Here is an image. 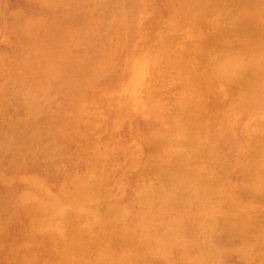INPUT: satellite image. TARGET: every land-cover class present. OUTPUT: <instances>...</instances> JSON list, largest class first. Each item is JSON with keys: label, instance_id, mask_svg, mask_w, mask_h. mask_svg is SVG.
Returning <instances> with one entry per match:
<instances>
[{"label": "rangeland", "instance_id": "1", "mask_svg": "<svg viewBox=\"0 0 264 264\" xmlns=\"http://www.w3.org/2000/svg\"><path fill=\"white\" fill-rule=\"evenodd\" d=\"M220 1L222 0H191L190 2L189 0H153V4H155L153 6L150 0H0V264H67L72 260L73 263L70 264H255V262L260 264L257 262L261 261L264 264V259H262L264 257L262 255L264 254L262 252V250L264 251V24L261 27V22L264 23V6H261L264 4V0H245L246 2L239 0V3L238 0H234V2L233 0H229L230 2L223 0V2L226 1L227 7L230 9L226 8V4ZM240 3H244L245 6L248 5L246 7L243 5V7L240 6ZM254 4H256V7ZM223 7L228 11H222ZM253 7L255 8L253 9ZM215 8L221 10H217L218 13L213 12ZM234 8H238L237 12L233 11ZM242 8L244 9L242 10ZM256 8L258 12H256ZM259 8H261V11H259ZM240 11H244L243 14ZM222 12L227 17L223 16ZM259 14L262 18L256 19V16L260 17ZM237 15H242V18ZM218 17H220L219 20ZM68 21L71 23H67ZM94 22L97 27L93 24ZM208 23L211 25L210 31L213 30L210 33ZM218 24L219 27H217ZM63 26L65 29L62 28ZM236 27L238 30H235ZM60 29L61 31H58ZM260 30L262 31L260 32ZM64 31L65 34H63ZM243 32L247 33L248 38L245 34L243 36ZM165 34H168V38ZM175 34L177 36H174ZM231 34H234V36ZM255 41L256 43H253ZM246 45H248V49ZM226 46L228 47L226 48ZM169 47L172 48L169 49ZM242 47H245L246 50ZM249 50H251V54ZM253 51L255 52L253 53ZM245 52L246 54H244ZM227 55L241 60L243 69L240 74L216 73L214 66L216 67L221 57ZM174 57H176V60H174ZM203 62L205 63L203 64ZM262 62L263 64H261ZM173 66L176 69H171ZM184 67L186 68L184 69ZM167 68L170 72L166 71ZM249 68L252 69L249 70ZM253 68H257V70ZM163 73L165 75L168 73V75L165 76ZM182 75L186 81H184ZM187 76L189 77L187 78ZM236 79L237 81H235ZM181 81L183 82L181 83ZM193 81L198 82L194 83ZM239 82L243 87H239ZM194 85H196V88H194ZM181 88L183 91H181ZM156 90L159 93L162 92L160 97H158L159 93ZM243 91H246L249 95ZM194 93L197 94L194 95ZM237 93H240L242 97ZM188 94L193 98L187 97ZM100 95L102 96L99 97ZM195 96H201L200 98L203 99L205 106L199 97L197 99L200 102H197ZM170 97L171 102L169 101ZM173 100L174 102H172ZM232 100L235 102L233 103ZM197 103L200 105L198 106ZM98 105L99 107H97ZM177 105L178 107H175ZM191 105L195 108L190 107ZM201 105L203 106L201 107ZM206 106L207 108L204 111L203 109ZM157 107L162 109V112ZM211 107L215 111H212ZM180 109L185 111L181 112ZM103 110H106V112ZM173 110H175V115L177 114L179 117L173 115ZM208 111L211 113H208ZM205 113H207L206 116ZM212 113L214 116L217 115L214 117ZM91 114L92 117L89 118ZM170 115H173V117H170ZM186 115L188 118L185 119ZM261 117L262 120H260ZM195 119L198 121H195ZM203 120L207 122L206 125ZM184 122L185 124H183ZM117 124H120V127ZM187 124L188 126L191 125L188 129L185 128ZM180 127L184 128L181 129ZM204 127H206V134ZM193 128L195 129L191 130ZM258 128L259 130L261 128V130L259 131ZM173 129L175 130L172 132ZM197 129H199L198 132ZM196 132L197 135H195ZM182 134H185V136L181 137ZM187 135L189 137H186ZM153 137L154 139H152ZM254 138L256 141L253 140ZM141 139L143 140L141 141ZM87 141H90V143ZM149 141L151 142L148 143ZM183 141L186 143H183ZM189 142L193 144H189ZM177 146L178 148H176ZM190 146L197 148L193 149ZM244 147H248V150ZM253 149H256L254 153ZM202 150L207 153L201 152ZM199 153L203 155V158ZM249 156H252L250 157L251 160ZM194 158L196 161H194ZM186 159L188 160L186 161ZM218 164H220L219 167ZM92 168L96 169L93 170ZM197 168L201 170L198 171ZM249 169L254 174H250ZM206 173H208L209 178ZM86 175L89 177L87 176L85 180ZM72 177L74 178L72 179ZM97 177H99V180ZM249 178L251 179L249 180ZM72 180H76V184ZM250 181L252 182L250 183ZM88 182L90 187L87 184ZM106 183L108 184L106 185ZM31 185L37 187L33 188ZM38 185L42 186L39 187ZM64 185H66L69 192ZM260 186H263L261 187L262 190L259 189ZM39 188L41 189L40 193ZM76 189L80 190L77 191ZM206 189L207 191H205ZM257 189L260 190L259 193ZM100 190L103 191L104 195ZM106 194L109 196H106ZM68 195L72 198L71 200ZM82 198L83 200L80 201ZM259 198L263 199L260 200ZM63 199L70 205L64 203ZM35 201H39V203L44 201L43 203L46 206L42 203L38 208L36 206L39 203H35ZM47 201L52 208L48 206V203L46 204ZM28 202L32 205H29ZM74 204H78L77 207L70 208L72 205L76 206ZM47 206L48 210L45 209ZM119 207L121 209H118ZM92 208L97 210L92 211ZM254 208H257L256 211ZM57 211L61 213H57ZM105 213L108 216H105ZM81 215L84 217H81ZM102 215L104 218L101 217ZM255 215L259 216L254 217ZM39 217L40 219H38ZM90 217H92L94 223L89 220ZM105 217L106 220H104ZM111 217L112 219H110ZM231 218L235 220L233 221ZM34 220L39 223L33 222ZM244 220L245 222H243ZM235 221L238 224L234 223ZM42 222H45V224L43 223L44 227ZM70 222H72L71 225ZM173 222L175 225H173ZM68 223L70 226H67ZM76 224L81 227H77ZM252 225H255L254 231L253 228L249 229V226L253 227ZM31 226L34 227L31 228ZM244 226H248V228ZM257 227H260V229ZM74 228L77 230H74ZM227 229L232 231L234 229L235 231L232 232ZM120 230L122 231L119 232ZM247 230L251 231L248 232ZM75 231H78L77 234H75ZM128 231H132V233ZM234 232L238 234L236 235ZM239 232L242 233L239 235ZM87 236L90 239L86 240ZM255 237L257 238L255 239ZM92 238L93 240H91ZM105 238L107 241H105ZM125 239H128L129 243ZM234 239H238L237 242ZM66 245L67 247H65ZM130 245H132V248L134 247V250L129 247ZM58 247L59 249H56ZM257 247H259V250ZM59 250L61 251L59 252ZM258 252L262 253L261 256ZM63 253L67 254H65L67 259ZM117 257H119L118 260ZM60 258L62 261H60ZM150 258H155L156 263ZM92 260L93 262H91ZM76 261L78 262L76 263Z\"/></svg>", "mask_w": 264, "mask_h": 264}, {"label": "bare ground", "instance_id": "2", "mask_svg": "<svg viewBox=\"0 0 264 264\" xmlns=\"http://www.w3.org/2000/svg\"><path fill=\"white\" fill-rule=\"evenodd\" d=\"M108 1H109V0H108ZM112 1H113V0H112ZM146 1H147V0H146ZM148 1H149V0H148ZM150 1H152V4H153V0H150ZM170 1H171V0H170ZM172 1H173V0H172ZM183 1H184V0H183ZM190 1H191V0H189V2H190ZM192 1H193V0H192ZM204 1H205V0H204ZM213 1H214V0H213ZM215 1H216V0H215ZM226 1H227V0H226ZM226 1L223 2V0H222V1H220V2H221V3L223 2L224 4H226ZM228 1H229V0H228ZM228 1H227V2H228ZM244 1H245V0H244ZM252 1H253V0H252ZM256 1H257V0H256ZM175 2H176V1H175ZM207 2H208V1H207ZM210 2H211V1H210ZM220 2H219V3H220ZM229 2H230V1H229ZM231 2H232V1H231ZM233 2H234V0H233ZM239 2H240V1L238 0V3H239ZM245 2H246V1H245ZM259 2H260V1H259ZM259 2H258V4H259ZM263 2H264V1H263ZM173 3H174V2H173ZM198 3H199V2H198ZM208 3H209V2H208ZM208 3H207V4H208ZM211 3H212V2H211ZM221 3H220V4H221ZM241 3H242V2H241ZM241 3H240V6H241V5H242V6H243V5L245 6L244 3H243V4H241ZM249 3H250V2H249ZM255 3H256V2H255ZM104 4H105V2H104ZM147 4H148V2H147ZM161 4H163V3H161ZM169 4H170V3H169ZM169 4H167V5H169ZM184 4H185V3H184ZM204 4H205V3H204ZM214 4H215V3H214ZM232 4H233V3H232ZM261 4H262V3H261ZM97 5H98V4H97ZM99 5H100V4H99ZM186 5H187V4H186ZM186 5H185V7H186ZM211 5H212V4H211ZM218 5H219V4H218ZM227 5H228V4H226V8H228ZM229 5H230V4H229ZM234 5H236V4H234ZM237 5H238V4H237ZM247 5H248V4H247ZM247 5H246V6H247ZM249 5H250V4H249ZM254 5H255V7H256V4H254ZM100 6H102V5H100ZM153 6H155V4H153ZM173 6H174V5H173ZM179 6H180V4H179ZM189 6H190V3H189ZM191 6H192V5H191ZM222 6H224V5L222 4ZM222 6H220V7H222ZM244 6H243V7H244ZM246 6H245V7H246ZM261 6H264V4L261 5ZM102 7H103V6H102ZM146 7H147V6H146ZM170 7H171V6H170ZM194 7H195V6H194ZM199 7H201V6L199 5ZM199 7H198V8H199ZM202 7H203V6H202ZM230 7H232V6H230ZM233 7H234V6H233ZM233 7H232V8H233ZM248 7H249V6H248ZM255 7H253V9H254ZM154 8H155V7H154ZM188 8H189V7H188ZM206 8H207V7H206ZM223 8H224V7H223ZM238 8H239V7H238ZM238 8H237V9L234 8L235 10H233V11H234V12H237L236 10H238ZM152 9H153V8H152ZM199 9H202V8H199ZM228 9H230V8H228ZM239 9H241V8H239ZM243 9H244V8H242V10H243ZM246 9L248 10V8H246ZM260 9H261V8H259V11H261ZM148 10H150V9H148ZM155 10H156V9H155ZM187 10H188V9H187ZM189 10H190V9H189ZM207 10H208V9H207ZM207 10H205V11H207ZM209 10H210V8H209ZM209 10H208V11H209ZM215 10H216V8H215ZM215 10H213V12H217V10H221V9H218V8H217V10H216V11H215ZM223 10H225V8L222 9V11H223ZM249 10H250V9H249ZM256 10H257V11H256ZM256 10H254V11L258 12V9H257V8H256ZM263 10H264V9H263ZM263 10H262V14H263ZM171 11H172V10H171ZM185 11H186V9H185ZM200 11H201V10H200ZM225 11L227 12L228 10H225ZM168 12H169V11H168ZM176 12H177V11H176ZM190 12H191V11H190ZM241 12H242V14H243L244 11H240V13H241ZM156 13H157V12H156ZM169 13H171V12H169ZM191 13H192V12H191ZM209 13H212V12H209ZM217 13H218V12H217ZM223 13H224V12H222V14H223ZM230 13H231V11H230ZM232 13H233V12H232ZM250 13H251V12H250ZM76 14H77V13H76ZM82 14H83V13H82ZM100 14H101V13H100ZM196 14H197V13H196ZM215 14H216V13H215ZM228 14H229V12H228ZM194 15H195V14H194ZM194 15H193V18H194ZM218 15H219V14H218ZM218 15H217V16H218ZM229 15H230V14H229ZM231 15H232V14H231ZM239 15H240V14H239ZM249 15H250V14H249ZM251 15H252V14H251ZM254 15H256V13H254ZM254 15H253V16H254ZM259 15H260V14H259ZM83 16H84V15H83ZM91 16H92V15H91ZM197 16H198V15H197ZM199 16H200V15H199ZM199 16H198V17H199ZM223 16H226V17H227V15H225V14H223ZM237 16H238V15H237ZM241 16H242V15H241ZM241 16H238V17H241ZM84 17H85V16H84ZM93 17H94V16H93ZM93 17H92V18H93ZM205 17H206V16H205ZM215 17H216V16H215ZM215 17H214V18H215ZM230 17H231V16H230ZM249 17H251V16H249ZM254 17H255V16H254ZM65 18H66V17H65ZM80 18H81V17H80ZM177 18H178V17H177ZM202 18H203V16H202ZM202 18H201V19H202ZM216 18H217V17H216ZM219 18H220V17H218V20H219ZM222 18H223V17H222ZM241 18H242V17H241ZM241 18H240V21H241ZM247 18H248V15H247ZM255 18L257 19V18H262V17H261V15H260V17L256 16ZM83 19H84V18H83ZM86 19H88V18H86ZM165 19H166V17H165ZM194 19H195V18H194ZM206 19H207V18H206ZM208 19H209V18H208ZM223 19H225V18H223ZM223 19H222V20H223ZM228 19H229V18H228ZM56 20H57V19H56ZM59 20H60V19H59ZM69 20H70V19H69ZM89 20H90V18H89ZM89 20H88V22H90ZM93 20H94V18H93ZM96 20H97V18H96ZM167 20H168V19H167ZM167 20H166V21H167ZM199 20H200V19H199ZM210 20H211V19H210ZM215 20H216V19H215ZM218 20H216V21H218ZM226 20H227V19H226ZM233 20H234V19H233ZM233 20H231V21H233ZM251 20H252V19H251ZM77 21H78V20H77ZM97 21H98V20H97ZM159 21H160V20H159ZM159 21H157V22H159ZM161 21H162V18H161ZM163 21H165V20H163ZM166 21H165V22H166ZM204 21H205V20H204ZM212 21H213V20H212ZM220 21H221V20H220ZM260 21H261V20H260ZM262 21H263V20H262ZM49 22H50V21H49ZM52 22H53V20H52ZM62 22H63V21H62ZM69 22H70V21H68L67 23H69ZM91 22H92V21H91ZM221 22H222V21H221ZM221 22H220V24H221ZM241 22L243 23V21H241ZM241 22H240V24H241ZM246 22H247V21H246ZM70 23H71V22H70ZM161 23H163V22H161ZM214 23H215V22H214ZM218 23H219V22H218ZM224 23H225V22H224ZM261 23H262V24H261V27H262V25H263L264 23H263V22H261ZM57 24H58V23H57ZM93 24L95 25V22H94ZM99 24H100V23H99ZM208 24H209V23H208ZM222 24H223V23H222ZM226 24H228V23L226 22ZM259 24H260V23H259ZM54 25H55V24H54ZM72 25H73V24H72ZM209 25H210V24H209ZM209 25H208V26H209ZM228 25H229V24H228ZM232 25H234V24H232ZM238 25H239V24H238ZM246 25H247V24H246ZM55 26H56V25H55ZM58 26H59V25H58ZM60 26H61V25H60ZM95 26H96V25H95ZM100 26H102V25H100ZM208 26H207V27H208ZM224 26H226V25H224ZM93 27H94V26H93ZM96 27H97V26H96ZM98 27H99V25H98ZM210 27H211V25L208 27V29H209ZM214 27H215V26H214ZM217 27H219V24H218ZM226 27H227V26H226ZM226 27H225V28H226ZM228 27H229V26H228ZM234 27H235V26H234ZM237 27H238V26H237ZM237 27L235 28V30H238ZM239 27H240V25H239ZM42 28H43V27H42ZM45 28H46V26H45ZM62 28L65 29L64 26H63ZM172 28H173V27H172ZM220 28H221V26H220ZM229 28H230V27H229ZM249 28H250V27H249ZM46 29H47V28H46ZM46 29H45V30H46ZM91 29H92V28H91ZM170 29H171V28H170ZM175 29H176V28H175ZM211 29H212V28H211ZM215 29H217V28H215ZM226 29H227V28H226ZM226 29H225V31H226ZM231 29L233 30L232 27H231ZM243 29H245V28H243ZM261 29H262V28H261ZM49 30H50V29H49ZM227 30H228V29H227ZM235 30H234V31H235ZM58 31H61V29L58 30ZM74 31H75V30H74ZM94 31H95V30H94ZM168 31H169V30H168ZM170 31H171V30H170ZM212 31H213V30H212ZM212 31H210V29H209V33L212 32ZM240 31H241V29H240ZM247 31H249V30H247ZM261 31H262V30H260V32H261ZM165 32H166V31H165ZM171 32H172V31H171ZM171 32H170V33H171ZM178 32H179V30H178ZM178 32H177V33H178ZM231 32H233V31H231ZM235 32H237V31H235ZM244 32H245V31H244ZM244 32L242 33L243 36H244V34H245V36H247V38H248V35H246L247 33H244ZM45 33H46V32H45ZM94 33H95V32H94ZM96 33H97V32H96ZM96 33H95V34H96ZM150 33H151V32H150ZM248 33H249V32H248ZM250 33H251V30H250ZM63 34H65V31H64ZM63 34H62V35H63ZM92 34H93V33H92ZM154 34H155V33H154ZM179 34H180V33H179ZM214 34H215V33H214ZM237 34H239V33L237 32ZM240 34H241V33H240ZM262 34H263V32H262ZM43 35H44V34H43ZM163 35H164V34H163ZM165 35H166V34H165ZM167 35H168V34H167ZM167 35H166V36H167ZM180 35H181V34H180ZM211 35H212V34H211ZM227 35H228V34H227ZM231 35L234 36V34H231ZM257 35H258V34H257ZM63 36H64V35H63ZM157 36H158V35H157ZM166 36H165V37H166ZM169 36H170V38H171V35H170V34H169ZM174 36H177V34H175ZM259 36H260V34H259ZM52 37H53V36H52ZM147 37H149V36H147ZM163 37H164V36H163ZM179 37H182V36H179ZM256 37H257V36H256ZM61 38H62V37H61ZM156 38H157V37H156ZM167 38H168V36H167ZM172 38H173V36H172ZM212 38H213V37H212ZM249 38H250V37H249ZM262 38H263V37H262ZM262 38H261V39H262ZM46 39H47V37H46ZM173 39H174V38H173ZM244 39H245V37H244ZM251 39H252V38H251ZM251 39H250V40H251ZM256 39H257V38H256ZM149 40H150V39H149ZM154 40H155V39H154ZM174 40H175V39H174ZM211 40H212V39H211ZM241 40H242V39H241ZM257 40H258V39H257ZM73 41H74V39H73ZM73 41H72V42H73ZM171 41H173V40H171ZM235 41H236V39H235ZM238 41H239V40H238ZM258 41L260 42V40H258ZM261 41H262V40H261ZM263 41H264V40H263ZM66 42H67V41H66ZM76 42H77V41H76ZM239 42H240V41H239ZM251 42H252V41H251ZM259 42H258V43H259ZM211 43H212V42H211ZM211 43H210V44H211ZM253 43H256V41L253 42ZM261 43H263V42H261ZM176 44H177V43H176ZM185 44H186V43H185ZM194 44H196V43H194ZM206 44H207V43H206ZM208 44H209V43H208ZM246 44H247V43H246ZM163 45H165V44H163ZM173 45H174V44H173ZM186 45H187V44H186ZM204 45H205V44H204ZM239 45H240V44H239ZM256 45H257V44H256ZM177 46H178V45H177ZM182 46H183V45H182ZM258 46L260 47V44H259ZM261 46H262V45H261ZM35 47H36V46H35ZM175 47H176V46H175ZM216 47H218V46H216ZM227 47H228V46H226V48H227ZM259 47H258V48H259ZM171 48H172V47H171ZM171 48L169 47V49H171ZM242 48H243V47H242ZM242 48H241V49H242ZM246 48H247V49L249 48L248 45H246ZM246 48L244 47L243 49L246 50ZM250 48L252 49L251 44H250ZM95 49H96V48H95ZM167 49H168V48H167ZM175 49H176V48H175ZM254 49H255V47H254ZM256 49H257V48H256ZM259 49H260V48H259ZM35 50H36V49H35ZM207 50H209V49H207ZM239 50H240V48H239ZM245 50H244V51H245ZM260 50H261V49H260ZM173 51H175V50H173ZM249 51H250V54H251V53H252L251 50H249ZM255 51H256V50H255ZM255 51H253V53H254ZM89 52H90V51H89ZM241 52H242V50H241ZM54 53H55V52H54ZM205 53H206V52H205ZM48 54H49V53H48ZM73 54H74V53H73ZM237 54H238V53H237ZM244 54H246V52H245ZM263 55H264V54H263ZM52 56H53V55H52ZM145 56H146V55H145ZM53 57H54V56H53ZM82 57H83V56H82ZM143 57H144V56H143ZM212 57H213V56H212ZM241 57H243V56H241ZM252 57H253V56H252ZM175 58H176V57H174V60H176ZM177 58H179V57H177ZM209 58H210V57H209ZM209 58H208V59H209ZM246 58H247V56H246ZM154 59H155V58H154ZM197 59H198V58H197ZM197 59H196V61H197ZM202 59H203V58H202ZM144 60H145V57H144ZM172 60H173V59H172ZM243 60H244V59H243ZM145 61H146V60H145ZM156 61H157V60H156ZM158 61H159V60H158ZM160 61H162V60H160ZM177 61H178V60H177ZM177 61H175V62H177ZM246 61H247V59H246ZM79 62H80V61H79ZM205 62H206V61H205ZM205 62H203V64H204ZM257 62H258V61H257ZM48 63H49V62H48ZM48 63H47V64H48ZM150 63H151V62H150ZM186 63H187V62H186ZM66 64H67V63H66ZM174 64H175V63H174ZM174 64H172V65H174ZM181 64H182V62H181ZM255 64H256V63H255ZM255 64H254V65H255ZM261 64H263V62H262ZM161 65H163V64L161 63ZM257 65L259 66V64H257ZM257 65H256V67H257ZM61 66H62V65H61ZM175 66H176V68H177V65H175ZM249 66L251 67L252 65H249ZM260 66H261V65H260ZM46 67H47V66H46ZM164 67H165V66H164ZM169 67H170V66H169ZM169 67H168V68H169ZM191 67H193V66H191ZM201 67H202V65H201ZM205 67H207V66H205ZM209 67H210V66H209ZM252 67H255V66H252ZM160 68H161V67H160ZM168 68L166 69V71H167V72H170V71L168 70ZM176 68H174V66H173L171 69H176ZM185 68H186V67H184V69H185ZM207 68H208V67H207ZM214 68H215V71H217V72H216L217 74H221V72H223L224 74H232V75L234 74V75H238V74L241 73V71H242V69H243V64H242L241 60H239V59H235V58H232V56L227 55V56L221 57L220 60L218 61V63L216 64V67L214 66ZM263 68H264V67H263ZM48 69H49V68H48ZM59 69H61V68H59ZM177 69L180 70L179 68H177ZM181 69H183V68H181ZM250 69H252V68H249V70H250ZM253 69H256V70H257V68H253ZM258 69H260V67H258ZM161 70H162V69H161ZM161 70H160V72H161ZM209 70H210V69H209ZM263 70H264V69H263ZM164 71H165V70H164ZM175 71H176V70H175ZM182 71H183V70H182ZM182 71H181V73H182ZM192 71H193V70H192ZM254 71H255V70H254ZM171 72H172V71H171ZM173 72H174V70H173ZM184 72H185V70H184ZM197 72H198V71H197ZM247 72H248V70H247ZM174 73H176V72H174ZM179 73H180V72H179ZM185 73H186V72H185ZM248 73H249V72H248ZM252 73H253V72H252ZM255 73H256V72H255ZM63 74H64V73H63ZM170 74H173V73H170ZM193 74L195 75V72H194ZM257 74H258V73H257ZM96 75H97V74H96ZM163 75H165V73H163ZM166 75H168V73H167ZM166 75H165V76H166ZM246 75H247V74H246ZM254 75H255V74H254ZM172 76H173V75H172ZM182 76H183V75H182ZM243 76H244V75H243ZM249 76H250V75H249ZM249 76H248V77H249ZM257 76H258V75H257ZM263 76H264V75H263ZM188 77H189V76H187V78H188ZM191 77H192V76H191ZM191 77H190V78H191ZM193 77H194V76H193ZM245 77H247V76H245ZM255 77H256V75H255ZM95 78H96V77H95ZM183 78H184V76H183ZM243 78H244V77H243ZM243 78H242V79H243ZM251 78H252V77H251ZM261 78H263V77H261ZM261 78L259 79L260 81H261ZM99 79H100V78H99ZM223 79H224V78H223ZM188 80H189V79H188ZM239 80H240V78H239ZM255 80H256V79H255ZM97 81H98V78H97ZM184 81H186L185 78H184ZM226 81H227V80H226ZM235 81H237V79H236ZM240 81H241V80H240ZM242 81H243V80H242ZM244 81H245V80H244ZM250 81H251V80H250ZM250 81H249V83H250ZM262 81H263V79H262ZM182 82H183V81H181V83H182ZM193 82H194V81H193ZM197 82H198V81H196V82H194V83H197ZM245 82H246V81H245ZM74 83H75V82H74ZM229 83H230V82H229ZM239 83H240V82H239ZM84 84H85V83H84ZM185 84H186V83H185ZM191 84L193 85L192 82H191ZM256 84H257V83H256ZM146 85H147V84H146ZM180 85H181V84H180ZM180 85H179V86H180ZM248 85H249V84H248ZM251 85H252V83H251ZM149 86H150V85H149ZM195 86H196V85H194V88H196ZM233 86H234V85H233ZM246 86H247V85H246ZM253 86H254V85H253ZM88 87H89V85H88ZM155 87H156V86H155ZM167 87H168V86H167ZM223 87H224V86H223ZM227 87H228V86H227ZM239 87H243V86L241 85V83H240V86H239ZM247 87H248V86H247ZM184 88H185V87H184ZM186 88H188V86H186ZM189 88H190V87H189ZM230 88H231V87H230ZM230 88H229V89H230ZM249 88H250V87H249ZM263 88H264V86H263ZM158 89H159V88H158ZM158 89H157V90H158ZM175 89H176V88H175ZM175 89H174V90H175ZM192 89H193V88H192ZM192 89H190V90H192ZM241 89H242V88H241ZM244 89H245V87H244ZM61 90H62V89H61ZM69 90H71V89H69ZM157 90H156V92H158ZM176 90H177V89H176ZM190 90H189V92H191ZM231 90H233V89H231ZM250 90H251V89H250ZM253 90H254V89H253ZM154 91H155V90H154ZM165 91H166V90H165ZM167 91H168V90H167ZM167 91H166V92H167ZM181 91H183L182 88H181ZM181 91H180V92H181ZM186 91H188V90L186 89ZM150 92H151V91H150ZM171 92H172V91H171ZM202 92H203V91H202ZM217 92H218V91H217ZM243 92H246V91H243ZM158 93H159V92H158ZM160 93H162V92L160 91ZM160 93H159V96H158V97H160ZM164 93H165V92H164ZM175 93H176V92H175ZM177 93H178V92H177ZM187 93H188V92H187ZM224 93H225V92H224ZM65 94H66V93H65ZM152 94H153V93H152ZM165 94H166V93H165ZM169 94H170V93H169ZM179 94H180V93H179ZM196 94H197V93H196ZM196 94L194 93V95H196ZM218 94H219V93H218ZM226 94H227V93H226ZM235 94H236V92H235ZM238 94L240 95V93H237V95H238ZM245 94H247V92H246ZM59 95H60V94H59ZM174 95H175V94H174ZM184 95H185V94H184ZM190 95H191V94H190ZM198 95H199V92H198ZM200 95H201V93H200ZM204 95L206 96V94H204ZM204 95H203V96H204ZM213 95H214V94H213ZM247 95H249V93H248ZM250 95H251V92H250ZM261 95H262V94H261ZM101 96H102V95H100L99 97H101ZM176 96H177V95H176ZM180 96H182V95H180ZM188 96H189V94L187 95V97H188ZM191 96H192V95H191ZM201 96H202V95H201ZM201 96H198V97L200 98ZM231 96H232V95H231ZM231 96H230V97H231ZM234 96H235V95H234ZM234 96H233V97H234ZM240 96H241V95H240ZM245 96H246V95H245ZM245 96H244V97H245ZM158 97H157V98H158ZM162 97H163V95H162ZM171 97H172V96H171ZM171 97L169 98V101H170V102H171ZM177 97H178V96H177ZM187 97H186V98H187ZM195 97H196V96H195ZM198 97H196V99H197ZM206 97H208V95H207ZM209 97H210V96H209ZM227 97H228V96H227ZM241 97H242V96H241ZM249 97H250V96H249ZM251 97H252V96H251ZM166 98H167V97H166ZM175 98H176V97H175ZM189 98L191 99V98H193V97H190V96H189ZM222 98H223V97H222ZM235 98H236V97H235ZM246 98H247V97H246ZM98 99H99V98H98ZM102 99H105V98H102ZM172 99H174V98L172 97ZM179 99H181V98H179ZM184 99H185V98H184ZM194 99H195V98H194ZM200 99H201V98H200ZM205 99H206V98L204 97V100H205ZM207 99H208V98H207ZM229 99H230V98H229ZM243 99H244V98H243ZM243 99H242V100H243ZM249 99H250V98H249ZM249 99H248V100H249ZM100 100H101V99H100ZM105 100H106V99H105ZM162 100H163V99H162ZM208 100H209V99H208ZM250 100H251V99H250ZM255 100H256V99H255ZM101 101H102V100H101ZM166 101H167V100H166ZM175 101H177V100H175ZM200 101H203V99H201ZM200 101H198V99H197V102H200ZM206 101H207V100H206ZM206 101H205V103H206ZM219 101H220V100H219ZM236 101H237V99H236ZM239 101H241V100H239ZM104 102H105V101H104ZM104 102H102V103H104ZM170 102H169V103H170ZM172 102H174V100H173ZM189 102H190V101H189ZM208 102H209V101H208ZM212 102H213V101H212ZM228 102H229V101H228ZM232 102H233V100H232ZM234 102H235V101H234ZM234 102H233V103H234ZM245 102H246V101H245ZM251 102H252V101H251ZM190 103H191V102H190ZM193 103H194V102H193ZM193 103H192V104H193ZM215 103H216V102H215ZM71 104H72V103H71ZM173 104H174V103H173ZM181 104H182V102H181ZM183 104H184V103H183ZM188 104H189V103H188ZM197 104H198V103H197ZM203 104H204V101H203ZM223 104H224V103H223ZM223 104H222V105H223ZM228 104H229V103H228ZM103 105H104V104H103ZM159 105H161V104H159ZM166 105H167V103H166ZM185 105H186V103H185ZM189 105H190V104H189ZM199 105H200V104H198V106H199ZM215 105H216V104H215ZM230 105H231V104H230ZM235 105H236V104H235ZM235 105H234V106H235ZM256 105H257V104H256ZM173 106H174V105H173ZM173 106H171V107H173ZM179 106H180V104H179ZM183 106H184V105H183ZM183 106H181V107H183ZM202 106H203V105H201V107H202ZM204 106H205V104H204ZM212 106H213V104H212ZM246 106H247V105H246ZM250 106L252 107L253 105H250ZM92 107H93V106H92ZM97 107H99V105H98ZM163 107H165V106H163ZM175 107H178V105L175 106ZM175 107H174V108H175ZM181 107H179V108H181ZM190 107H194V106L191 105ZM196 107H197V106H196ZM215 107H216V106H215ZM251 107H250V108H251ZM160 108H161V107H160ZM165 108H167V107H165ZM194 108H195V107H194ZM198 108H200V107H198ZM198 108H197V109H198ZM206 108H207V106H206L203 110L205 111ZM212 108H213V107H211V110H212ZM234 108H235V107H234ZM243 108H244V107H243ZM250 108H247V109H250ZM102 109H103V108H102ZM157 109H159V108L157 107ZM177 109H178V108H177ZM177 109H176V110H177ZM197 109H196V110H197ZM159 110L161 111L162 109H159ZM169 110H172V109H169ZM196 110H194V111H196ZM207 110H208V109H207ZM211 110H210V111H211ZM213 110L215 111V109H213ZM213 110H212V111H213ZM222 110H224V108H222ZM103 111L106 112V110H103ZM174 111H175V110L172 111V112H173V115H174V116H178L177 114L175 115ZM180 111H181V109H180ZM182 111H185V110L182 109ZM182 111H181V112H182ZM189 111H190V110H189ZM212 111H211V112H212ZM224 111H225V110H224ZM230 111H232V110H230ZM240 111H241V109H240ZM247 111H250V110H247ZM161 112H162V111H161ZM163 112H165V111H163ZM170 112H171V111H170ZM176 112H177V111H176ZM206 112H207V111H206ZM211 112L208 111V113H211ZM217 112H218V111H217ZM217 112H213V113H217ZM220 112H221V111H220ZM237 112H238V111H237ZM244 112H245V111H244ZM93 113H94V112H93ZM93 113H92V114H93ZM154 113H155V112H154ZM165 113H166V112H165ZM177 113H178V112H177ZM192 113H196V112H192ZM213 113H212V114H213ZM228 113H229V112H228ZM240 113H241V112H240ZM92 114H91V116H89V118L92 117ZM160 114H161V113H160ZM184 114H185V113H184ZM190 114H191V113H190ZM199 114H200V113H199ZM206 114H207V113H205V116H206ZM212 114H210V115L212 116ZM221 114L223 115V112H222ZM94 115H95V114H94ZM165 115H166V114H165ZM173 115H172V116L170 115V117H173ZM181 115H182V114H181ZM191 115H192V114H191ZM194 115H195V114H194ZM194 115H193V116H194ZM216 115H217V114H216ZM216 115H215V116H216ZM226 115H227V113H226ZM231 115H232V114H231ZM244 115H245V114H244ZM186 116H187V115H186ZM202 116H203V115H202ZM202 116H201V117H202ZM213 116H214V114H213ZM213 116H212V117H213ZM215 116H214V117H215ZM232 116H234V115H232ZM239 116H240V115H239ZM255 116H257V115H255ZM84 117H86V116H84ZM178 117H179V116H178ZM190 117H191V116H190ZM198 117H199V116H198ZM201 117H200V118H201ZM203 117H204V116H203ZM208 117H209V116H208ZM222 117H223V116H222ZM225 117H227V116H225ZM107 118H108V117H107ZM186 118H188V116L185 117V119H186ZM241 118H242V117H241ZM243 118H244V117H243ZM247 118L249 119V117H247ZM92 119H93V118H92ZM165 119H166V118H165ZM174 119H177V118H174ZM181 119H182V118H181ZM201 119H202V118H201ZM206 119H207V117H206ZM208 119H209V118H208ZM216 119H217V118H216ZM238 119H239V118H238ZM256 119H258V118H256ZM90 120H91V119H90ZM90 120H89V121H90ZM196 120H197V119H195V121H196ZM199 120H200V119H199ZM217 120H221V119H217ZM222 120H223V119H222ZM228 120H229V119H228ZM230 120L232 121V119H230ZM245 120H246V119H245ZM249 120H252V119H249ZM258 120H259V119H258ZM260 120H262V117H261ZM263 120H264V118H263ZM92 121L94 122V119H93ZM178 121L180 122V120H178ZM183 121H184V120H183ZM189 121H190V120H189ZM191 121H192V120H191ZM197 121H198V120H197ZM203 121H204V120H203ZM203 121H202V122H203ZM223 121H224V120H223ZM247 121H248V120H247ZM256 121H257V120H256ZM171 122H172V121H171ZM179 122H178V123H179ZM185 122H186V121H185ZM185 122H184L183 124H185ZM187 122H188V121H187ZM187 122H186V123H187ZM208 122H209V121H208ZM214 122H215V121H214ZM108 123H109V122H108ZM116 123H117V122H116ZM203 123H205V125H206L207 122L204 121ZM210 123L212 124V122H210ZM219 123H220V122H219ZM241 123H242V122H241ZM254 123H255V121H254ZM262 123H263V122H262ZM189 124H190V123H189ZM230 124H231V123H230ZM233 124H234V123H233ZM90 125H91V124H90ZM114 125H115V123H114ZM114 125H113V126H114ZM117 125H118V124H117ZM119 125H120V124H119ZM119 125H118V127H120ZM174 125H175V124H174V121H173V126H174ZM176 125H177V124H176ZM198 125H199V122H198ZM219 125H220V124H219ZM252 125H253V124H252ZM257 125H258V124H257ZM110 126H111V125H110ZM189 126H191V125H189ZM189 126H188V124H187V126H185V128L187 127V129H188ZM203 126H204V125H203ZM231 126H232V125H231ZM261 126H262V125H261ZM107 127H108V125H107ZM118 127H117V128H118ZM201 127H202V125H201ZM232 127H233V126H232ZM236 127H238V126H236ZM249 127H250V126H249ZM249 127H248V128H249ZM251 127H252V126H251ZM259 127H260V126H259ZM112 128H113V127H112ZM115 128H116V127H115ZM180 128L183 129L184 127H183V128L180 127ZM196 128H197V127H196ZM205 128H206V127H204L203 129H204V132H205V134H206ZM207 128H208V127H207ZM212 128H213V127H212ZM216 128H217V127H216ZM263 128H264V127H263ZM263 128H262V129H263ZM91 129H92V127H91ZM122 129H123V127H122ZM194 129H195V128H193V129H191V130H194ZM203 129L201 128V130H203ZM214 129H215V127H214ZM236 129H237V128H236ZM242 129H243V128H242ZM94 130H96V129H94ZM103 130H104V129H103ZM108 130H109V129H108ZM119 130H121V129H119ZM174 130H175V129H173L172 132H173ZM198 130H199V129H197V132H198ZM207 130H208V129H207ZM237 130H238V129H237ZM240 130H241V129H240ZM247 130H249V129H247ZM247 130H246V131H247ZM258 130H259V128H258ZM260 130H261V128H260ZM260 130H259V131H260ZM116 131H117V130H116ZM116 131H115V132H116ZM176 131H177V130H176ZM180 131H181V130H180ZM185 131L187 132L186 129H185ZM188 131H189V130H188ZM208 131H209V130H208ZM235 131H236V130H235ZM255 131H256V130H255ZM67 132H68V131H67ZM88 132H89V131H88ZM110 132H111V130H110ZM117 132H118V131H117ZM197 132L195 133V135L198 134ZM257 132H258V131H257ZM118 133H119V132H118ZM187 133H188V132H187ZM187 133H185V134H187ZM224 133H225V132H224ZM249 133H250V132H249ZM106 134H107V133H106ZM108 134H109V133H108ZM108 134H107V135H108ZM115 134H116V133H115ZM115 134H114V137H115ZM135 134H136V131H135ZM138 134H139V133H138ZM174 134H175V133H174ZM178 134H179V132H178ZM185 134H182L181 137H183V135L185 136ZM188 134H189V133H188ZM190 134H191V133H190ZM207 134H208V133H207ZM222 134H223V133H222ZM250 134H251V133H250ZM250 134H249V135H250ZM102 135H103V134H102ZM109 135H110V134H109ZM171 135H172V134H171ZM180 135H181V134H180ZM192 135H193V133H192ZM236 135H237V134H236ZM242 135H243V134H242ZM249 135H248V137H249ZM252 135H253V134H252ZM159 136H160V135H159ZM207 136H208V135H207ZM207 136H206V137H207ZM244 136H245V135H244ZM254 136L256 137V135H254ZM105 137H106V136H105ZM107 137H108V136H107ZM107 137H106V138H107ZM161 137H162V136H161ZM186 137H189V136L187 135ZM236 137H237V136H236ZM194 138H195V137H194ZM209 138H210V137H209ZM237 138H238V137H237ZM246 138H247V137H246ZM246 138H242V139H246ZM90 139H91V137H90ZM108 139H109V138H108ZM138 139H139V138H138ZM152 139H154V137H153ZM172 139H173V138H172ZM176 139H177V138H176ZM184 139H185V137H184ZM190 139H191V138H190ZM195 139H196V138H195ZM202 139H203V138H202ZM214 139H215V138H214ZM238 139H239V138H238ZM240 139H241V138H240ZM249 139H250V138H249ZM256 139H257V138H256ZM258 139H260V138H258ZM262 139H263V138H262ZM103 140H104V139H103ZM142 140H143V139H141V141H142ZM158 140H159V139H158ZM197 140H198V139H197ZM197 140H196V143L198 144ZM199 140H200V139H199ZM253 140H255V138H254ZM253 140H252V141H253ZM107 141H109V140H107ZM121 141H122V140H121ZM147 141H148V140H147ZM170 141H171V140H170ZM177 141H178V139H177ZM187 141H188V139H187ZM189 141H190V140H189ZM203 141H204V139H203ZM250 141H251V140H250ZM255 141H256V140H255ZM87 142H88V141H87ZM100 142H101V140H100ZM104 142H105V141H104ZM150 142H151V141H149L148 143H150ZM155 142H157V141H155ZM246 142H248V141H246ZM253 142H254V141H253ZM88 143H90V141H89ZM105 143H106V142H105ZM113 143H114V142H113ZM118 143H120V142H118ZM170 143H171V142H170ZM170 143H169V144H170ZM173 143H174V142H173ZM175 143H176V142H175ZM183 143H186V142L183 141ZM190 143H191V142H189V144H190ZM244 143H245V142H244ZM99 144H100V143H99ZM106 144H107V143H106ZM115 144H116V143H115ZM144 144H145V143H144ZM164 144H165V143H164ZM187 144H188V143H187ZM189 144H188V145H189ZM191 144H193V143H191ZM197 144H196V145H197ZM205 144H206V143H205ZM205 144H204V145H205ZM245 144H246V143H245ZM250 144H251V142H250ZM250 144H249V146H250ZM256 144H257V142H256ZM258 144H259V143H258ZM89 145H90V144H89ZM153 145H154V144H153ZM175 145H176V144H175ZM263 145H264V144H263ZM263 145H262V147H263ZM87 146H88V144H87ZM106 146H107V145H106ZM185 146H186V145H185ZM215 146H216V145H215ZM245 146H247V145H245ZM259 146H261V145H259ZM96 147H97V146H96ZM149 147H151V146L149 145ZM181 147H182V146H181ZM188 147H189V146H188ZM190 147H192V146H190ZM204 147H205V146H204ZM253 147H254V145H253ZM253 147H252V148H253ZM85 148H86V147H85ZM113 148H114V147H113ZM176 148H178V146H177ZM192 148L195 149V148H197V147H195V148L192 147ZM216 148H217V147H216ZM244 148H246V147H244ZM247 148H248V147H247ZM247 148H246V150H248ZM143 149H144V148H143ZM182 149H183V148H182ZM198 149H199V148H198ZM256 149H258V148H256ZM256 149H253V153H254V150H256ZM86 150H88V149H86ZM86 150H85V151H86ZM104 150H105V148H104ZM146 150H147V149H146ZM190 150H191V149H190ZM244 150H245V149H244ZM89 151H90V150H89ZM195 151H196V150H195ZM197 151H198V150H197ZM262 151H263V150H262ZM80 152H81V151H80ZM87 152H88V151H87ZM146 152H147V151H146ZM174 152H175V151H174ZM174 152H173V153H174ZM190 152H191V151H190ZM199 152H200V151H199ZM201 152H204V151L202 150ZM205 152H206V151H205ZM205 152H204V153H205ZM249 152H250V151H249ZM255 152L257 153V151H255ZM259 152H261V151H259ZM181 153H182V152H181ZM185 153H186V152H185ZM188 153H189V152H188ZM197 153H198V152H197ZM206 153H207V152H206ZM245 153H246V152H245ZM253 153H252V154H253ZM81 154H82V153H81ZM81 154H80V157H81ZM174 154H175V153H174ZM179 154H180V153H179ZM182 154H183V153H182ZM186 154H187V153H186ZM191 154H192V153H191ZM194 154H196V153H194ZM194 154H193V155H194ZM199 154L201 155V157L203 156L201 153H199ZM77 155H78V154H77ZM84 155H85V152H84ZM91 155H92V153H91ZM193 155H192V156H193ZM206 155H207V154H206ZM248 155H249V154H248ZM250 155H251V153H250ZM254 155H255V154H254ZM258 155H259V154H258ZM175 156H176V155H175ZM179 156H180V155H179ZM182 156H183V155H182ZM190 156H191V155H190ZM190 156H187V157H190ZM194 156H195V155H194ZM204 156H205V155H204ZM209 156H210V155H209ZM243 156H244V154H243ZM255 156H256V155H255ZM80 157H79V160L81 159ZM84 157H85V156H84ZM201 157H200V158H201ZM250 157H252V156H249V159H250ZM73 158H74V157H73ZM75 158H76V157H75ZM86 158H87V157H86ZM89 158H90V157H89ZM89 158H88V159H89ZM177 158L179 159V157H177ZM182 158H183V157H182ZM196 158L198 159V157H196ZM202 158H203V157H202ZM242 158H243V157H242ZM244 158H245V157H244ZM253 158H254V157H253ZM88 159H87V160H88ZM180 159H181V158H180ZM194 159H195V158H194ZM245 159H246V158H245ZM84 160H85V159H84ZM187 160H188V159H186V161H187ZM250 160H251V159H250ZM252 160H253V159H252ZM92 161H93V160H92ZM168 161H169V160H168ZM194 161H196V159H195ZM201 161H202V160H201ZM257 161H258V160H257ZM75 162H76V161H75ZM86 162H87V161H86ZM96 162H98V161H96ZM96 162H95V163H96ZM192 162H193V161H192ZM198 162H199V161H198ZM255 162H256V161H255ZM93 163H94V161H93ZM118 163H119V162H118ZM185 163H186V162H185ZM246 163H247V162H246ZM250 163H251V162H250ZM76 164H77V163H76ZM96 164H97V163H96ZM128 164H129V163H128ZM164 164H165V163H164ZM168 164H169V163H168ZM173 164H175V163L173 162ZM189 164H190V163H189ZM198 164H199V163H198ZM204 164H205V163H204ZM204 164H203V165H204ZM220 164H221V163H220ZM220 164H218V167H219ZM224 164H225V163H224ZM239 164H240V163H239ZM239 164H238V166H239ZM100 165H102V164L100 163ZM153 165H154V164H153ZM165 165L167 166V164H165ZM203 165H202V166H203ZM227 165H228V164H227ZM247 165H249V164L247 163ZM250 165H252V164H250ZM257 165H258V164H257ZM93 166H94V165H93ZM137 166H138V165H137ZM154 166H155V165H154ZM163 166H164V165H163ZM168 166H169V165H168ZM200 166H201V165H200ZM206 166H207V165H206ZM222 166H223V164H222ZM224 166H226V165H224ZM228 166H229V165H228ZM127 167H128V166H127ZM148 167H149V166H148ZM155 167H156V166H155ZM182 167H183V166H182ZM198 167H199V166H198ZM240 167H241V166H240ZM242 167H243V166H242ZM254 167H255V166H254ZM257 167L259 168V166H257ZM85 168H86V165H85ZM101 168H103V167H101ZM101 168H100V170H101ZM134 168H135V167H134ZM137 168H138V167H137ZM194 168H195V167H194ZM205 168H206V167H205ZM227 168H228V167H227ZM263 168H264V167H263ZM90 169H91V168H90ZM92 169H93V168H92ZM94 169H96V168H94ZM94 169H93V170H94ZM157 169H158V168H157ZM170 169H171V168H170ZM187 169H188V168H187ZM192 169H193V168H192ZM197 169H198V168H197ZM197 169H196V170H197ZM206 169H207V168H206ZM245 169H246V168H245ZM247 169H248V168H247ZM97 170L99 171V168H98ZM148 170H149V169H148ZM152 170H153V169H152ZM183 170H184V169H183ZM200 170H201V169H200ZM200 170L198 169V171H200ZM207 170H208V169H207ZM224 170H225V169H224ZM239 170H240V169H239ZM243 170H244V169H243ZM249 170H250V169H249ZM255 170H256V169H255ZM255 170H254V171H255ZM257 170H258V169H257ZM91 171H92V170H91ZM98 171H97V173H98ZM120 171H122V170H120ZM132 171H133V170H132ZM156 171H158V170H156ZM167 171H168V170H167ZM177 171H178V170H177ZM205 171H206V170H205ZM220 171H221V170H220ZM222 171H223V170H222ZM236 171H238V170H236ZM245 171H247V170H245ZM254 171H253V172H254ZM262 171H263V169L261 170V173H262ZM92 172H93V171H92ZM94 172H95V171H94ZM149 172H150V171H149ZM184 172H185V171H184ZM224 172H225V171H224ZM238 172H239V171H238ZM113 173H114V172H113ZM119 173H120V172H119ZM125 173H126V172H125ZM142 173H143V171H142ZM150 173H152V172H150ZM213 173H214V172H213ZM247 173H248V172H247ZM258 173H259V172H258ZM92 174H93V173H92ZM98 174H99V173H98ZM102 174H103V172H102ZM102 174H101V175H102ZM117 174H118V172H117ZM120 174H121V173H120ZM187 174H188V173H187ZM207 174H208V173H206V175H207ZM223 174H224V173H223ZM250 174H254V173H251V170H250ZM89 175H91V174H89ZM93 175H95V174H93ZM112 175H113V174H112ZM128 175H129V174H128ZM128 175H127V176H128ZM139 175H140V174H139ZM153 175H154V174H153ZM190 175H191V174H190ZM194 175H195V174H194ZM199 175H201V174L199 173ZM202 175H203V174H202ZM247 175H248V174H247ZM87 176H88V175L85 176V177H86V178H84L85 180L87 179ZM115 176H116V175H115ZM123 176H124V175H123ZM132 176H134V175H132ZM135 176H136V175H135ZM163 176H164V175H163ZM171 176H172V175H171ZM192 176H193V175H192ZM211 176H212V174H211ZM216 176H217V175H216ZM77 177H78V176H77ZM88 177H89V176H88ZM99 177H100V175H99ZM99 177H97L98 180H99ZM102 177H104V176H102ZM102 177H101V178H102ZM106 177H107V176H106ZM136 177H137V176H136ZM140 177H141V176H140ZM189 177H190V176H189ZM199 177H200V176H199ZM199 177H198V178H199ZM207 177H208V175H207ZM26 178H27V177H26ZM30 178H31V177H30ZM73 178H74V177H72V179H73ZM120 178H121V177H120ZM120 178H119V179H120ZM150 178H151V177H150ZM160 178H161V177H160ZM162 178H163V177H162ZM166 178H167V177H166ZM171 178H172V177H171ZM208 178H209V177H208ZM214 178H215V176H214ZM223 178H224V177H223ZM81 179H82V178H81ZM109 179H110V178H109ZM130 179H131V178H130ZM130 179H129V180H130ZM246 179H247V177H246ZM250 179H251V178H249V180H250ZM68 180H69V179H68ZM78 180H80V179H78ZM78 180H77V181H78ZM95 180H96V178H95ZM112 180H113V179H112ZM138 180H139V179H138ZM146 180H148V179L146 178ZM164 180H165V179H164ZM172 180H173V179H172ZM36 181H37V180H36ZM36 181H35V182H36ZM69 181H70V180H69ZM72 181H74V180H72ZM75 181H76V180H75ZM75 181H74V183H75ZM80 181H82V180H80ZM89 181H90V180H89ZM105 181H106V180H105ZM109 181H110V180H109ZM122 181H123V180H122ZM135 181H136V180H135ZM139 181H140V180H139ZM144 181H145V180H144ZM161 181H162V180H161ZM195 181H197V180H195ZM213 181L215 182V180H213ZM245 181H247V180H245ZM29 182H30V181H29ZM42 182H43V181H42ZM78 182H79V181H78ZM92 182H93V181H92ZM119 182H120V180H119ZM126 182L128 183V181H126ZM175 182H176V181H175ZM198 182H199V181H198ZM211 182H212V181H211ZM251 182H252V181H250V183H251ZM24 183H25V182H24ZM24 183H23V184H24ZM32 183H34V181H32ZM40 183H41V181H40ZM71 183H73V182H71ZM84 183H85V182H84ZM121 183H122V182H121ZM132 183H133V182H132ZM132 183H131V184H132ZM151 183H152V182H151ZM151 183H150V184H151ZM162 183H164V182H162ZM162 183H161V184H162ZM169 183H170V182H169ZM196 183H197V182H196ZM199 183H200V182H199ZM217 183H218V182H217ZM35 184L37 185V183H35ZM75 184H76V183H75ZM80 184H81V183H80ZM87 184H88L89 187H90V183L88 182ZM87 184H85V185H87ZM103 184H104V183H103ZM107 184H108V183H106V185H107ZM152 184H153V183H152ZM155 184H156V183H155ZM155 184H154V187H155ZM176 184H177V183H176ZM200 184H202V183H200ZM200 184H199V185H200ZM207 184H209V183H207ZM25 185H26V183H25ZM60 185H61V184H60ZM66 185H67V184H66ZM66 185H64L65 189H67ZM73 185H74V184H73ZM94 185H96V184H94ZM104 185H105V184H104ZM104 185H103V188H104ZM118 185H119V184H118ZM158 185H159V183H158ZM38 186H39V185H38ZM41 186H42V185H41ZM41 186H39V187H41ZM83 186H84V185H83ZM130 186H131V185H130ZM147 186H148V185H147ZM228 186H229V185H228ZM27 187H28V186H27ZM31 187L34 188V187H37V186H35V185H34V186L31 185ZM31 187H30V188H31ZM52 187H53V185H52ZM59 187H60V186H59ZM64 187H63V188H64ZM78 187H79V186H78ZM101 187H102V185H101ZM119 187H120V186H119ZM122 187H123V186H122ZM124 187H125V186H124ZM201 187H202V186H201ZM252 187H253V184H252ZM261 187H263V186H260L259 189L262 190L263 188H261ZM43 188H44V186H43ZM63 188H62V189H63ZM75 188H76V187H75ZM127 188H128V187H127ZM207 188H208V187H207ZM228 188H229V187H228ZM247 188H248V187H247ZM62 189H61V191H62ZM73 189H74V188H73ZM73 189H72V190H73ZM82 189H84V188H82ZM94 189H95V188H94ZM104 189H105V188H104ZM106 189H107V188H106ZM189 189H190V188H189ZM204 189H205V188H204ZM208 189H209V188H208ZM219 189H221V188H219ZM40 190H41V189L39 188V193H40ZM42 190H43V189H42ZM70 190H71V189H70ZM76 190H77V189H76ZM79 190H80V189H79ZM79 190H77V191H79ZM87 190H88V188L86 189V191H87ZM89 190L91 191V188H90ZM92 190H93V189H92ZM111 190H112V189H111ZM117 190H118V189H117ZM127 190H128V189H127ZM153 190H154V189H153ZM209 190H210V189H209ZM224 190H225V187H224ZM227 190H228V189H227ZM232 190H233V189H232ZM237 190H238V189H237ZM43 191H44V190H43ZM67 191H68V189H67ZM67 191H66V192H67ZM100 191H101V190H100ZM108 191H109V190H108ZM113 191H114V190H113ZM159 191H160V190H159ZM159 191H158V192H159ZM205 191H207V189H206ZM251 191H252V190H251ZM255 191H256V190H255ZM255 191H254V192H255ZM257 191H258V189H257ZM259 191H260V190H259ZM259 191H258V193H259ZM27 192H28V191H27ZM27 192H26V193H27ZM41 192H42V191H41ZM63 192H64V190H63ZM68 192H69V191H68ZM92 192H93V191H92ZM104 192H105V191H104ZM110 192H111V191H110ZM110 192H109V193H110ZM124 192H125V191H124ZM162 192H163V191H162ZM221 192H222V191H221ZM26 193H25V194H26ZM31 193H32V192H31ZM47 193H48V192H47ZM101 193H103V191H101ZM105 193H106V192H105ZM114 193H115V192H114ZM114 193H113V194H114ZM251 193H252V192H251ZM262 193H263V192H262ZM27 194H28V193H27ZM41 194H42V193H41ZM49 194H50V193H49ZM60 194H61V192H60ZM64 194H65V192H64ZM78 194H79V193H78ZM89 194H90V193H89ZM127 194H128V193H127ZM153 194H154V193H153ZM219 194H220V193H219ZM223 194H224V193H223ZM23 195H24V194H23ZM45 195H46V194H45ZM61 195H62V194H61ZM65 195H66V194H65ZM69 195H70V194H69ZM69 195H68V197L71 196V195H70V196H69ZM72 195H73V194H72ZM75 195H76V194H75ZM100 195H101V194H100ZM103 195H104V193H103ZM107 195H108V194H106V196H107ZM121 195H122V194H121ZM134 195H135V194H134ZM139 195H140V194H139ZM258 195L260 196V194H258ZM17 196H18V195H17ZM26 196L29 197L28 195H26ZM73 196H74V195H73ZM82 196H83V195H82ZM106 196H105V197H106ZM108 196H109V195H108ZM110 196H112V195H110ZM117 196H118V195H117ZM219 196H220V195H219ZM252 196H253V195H252ZM44 197H47V196H44ZM57 197L59 198V195H57ZM60 197H61V196H60ZM80 197H81V195H80ZM105 197H104V198H105ZM114 197H115V196H114ZM118 197H119V196H118ZM118 197H117V198H118ZM123 197H124V196H123ZM136 197H137V196H136ZM138 197H139V196H138ZM232 197H233V196H232ZM41 198H42V197H41ZM41 198H40V199H41ZM63 198H64V197H63ZM78 198H79V196H78ZM78 198H76V199H78ZM93 198H94V197H93ZM124 198H125V197H124ZM251 198H252V197H251ZM28 199H29V198H28ZM59 199H60V198H59ZM59 199H58V200H59ZM65 199H67V198H65ZM71 199H72V198L70 197V200H71ZM76 199H74V200H76ZM98 199H99V198H98ZM100 199H101V198H100ZM254 199H255V198H254ZM259 199L262 200L263 198H262V199L259 198ZM259 199H258V200H259ZM41 200H42V199H41ZM63 200H64V199H63ZM82 200H83V198H82L80 201H82ZM92 200H93V199H92ZM108 200H109V199H108ZM108 200H107V201H108ZM117 200H120V199H117ZM28 201H29V200H28ZM49 201H50V200H49ZM51 201H52V200H51ZM56 201H57V200H56ZM94 201H95V200H94ZM103 201H104V199H103ZM127 201H128V200H127ZM129 201H130V200H129ZM138 201H139V200H138ZM36 202L39 203V201H35V203H36ZM43 202H44V201H43ZM43 202H42V203H43ZM57 202H58V201H57ZM60 202H61V201H60ZM78 202H79V200H78ZM105 202H106V201H105ZM136 202H137V201H136ZM28 203H30V202H28ZM42 203H39L38 206H36V205H35V206L39 208V206H40ZM47 203H48V201L46 202V204H47ZM64 203H68V202H67V201L65 202V200H64ZM79 203H80V202H79ZM99 203H100V202H99ZM101 203H102V202H101ZM101 203H100V204H101ZM125 203H127V202H125ZM224 203H225V202H224ZM16 204H17V202H16ZM24 204H25V203H24ZM43 204H44V203H43ZM59 204H60V203H59ZM61 204H63V203H61ZM68 204L70 205V203H68ZM104 204H105V203H104ZM122 204H123V203H122ZM128 204H129V203H128ZM219 204H220V203H219ZM226 204H227V202H226ZM229 204H230V203H229ZM263 204H264V203H263ZM29 205H32V203H30ZM44 205H45V204H44ZM54 205H55V204H54ZM54 205H52V206H54ZM69 205H68V208H69ZM74 205H76V204H74ZM77 205H78V204H77ZM77 205H76V206H73V205H72L70 208H72V207H77ZM86 205H87V204H86ZM90 205H91V204H90ZM95 205H97V204H95ZM108 205H109V204H108ZM207 205H208V204H207ZM217 205H218V204H217ZM222 205H223V203H222ZM45 206H46V205H45ZM48 206H49V203H48ZM48 206H47V208H45V209L48 210V209H49ZM59 206H60V205H59ZM63 206H64V204H63ZM84 206H85V205H84ZM208 206H209V205H208ZM223 206H224V205H223ZM226 206H227V205H226ZM49 207H50V206H49ZM65 207H66V206H65ZM93 207H94V206H93ZM100 207H101V206H100ZM109 207H110V206H109ZM121 207H122V206H121ZM133 207H134V206H133ZM213 207H214V206H213ZM218 207H219V206H218ZM227 207H228V206H227ZM227 207H226V209H227ZM253 207H254V206H253ZM258 207H259V206H258ZM258 207H257V208H258ZM31 208H33V207H31ZM38 208H37V209H38ZM42 208H43V207H42ZM50 208H52V207H50ZM124 208H125V207H124ZM144 208H145V207H144ZM257 208H256V209H257ZM259 208H260V207H259ZM35 209H36V208H35ZM40 209H41V208H40ZM43 209H44V208H43ZM62 209H63V208H62ZM75 209H76V208H75ZM95 209H96V208H94V209L92 208V211H95ZM98 209H99V208H98ZM107 209H108V208H107ZM118 209H121V208L119 207ZM254 209H255V208H254ZM256 209H255V211H256ZM41 210H42V209H41ZM47 210H46V212H47ZM57 210H58V207H57ZM96 210H97V209H96ZM105 210H106V209H105ZM108 210H109V209H108ZM108 210H107V212H108ZM111 210H112V209H111ZM216 210H217V209H216ZM231 210H232V209H231ZM35 211H37V210H35ZM35 211H34V212H35ZM38 211H39V210H38ZM54 211H56V210H54ZM75 211H77V210H75ZM102 211H103V210H102ZM102 211H101V212H102ZM214 211H215V210H214ZM245 211H246V210H245ZM249 211H250V210H249ZM249 211H248V213H249ZM65 212H66V211H65ZM73 212H74V211H73ZM85 212H86V211H85ZM101 212H100V214H101ZM133 212H134V211H133ZM215 212H216V211H215ZM239 212H240V211H239ZM246 212H247V211H246ZM250 212H251V211H250ZM257 212H258V211H257ZM39 213H40V211H39ZM57 213H61V212H58V211H57ZM68 213H69V211H68ZM79 213H80V212H79ZM115 213L117 214V212H115ZM225 213H227V212H225ZM225 213H224V214H225ZM231 213H233V212H231ZM231 213H230V214H231ZM254 213H255V212H254ZM254 213H253V214H254ZM54 214H55V213H54ZM82 214H84V213H82ZM85 214H86V213H85ZM105 214H106V213H105ZM105 214H104V215H105ZM108 214H109V212H108ZM108 214H106L105 216H108ZM207 214H208V213H207ZM228 214H229V213H228ZM237 214H238V213H237ZM237 214H236V215H237ZM241 214H243V213L241 212ZM260 214H261V212L259 213V215H260ZM34 215H35V214H34ZM64 215H65V214H64ZM89 215H90V213H89ZM92 215H93V214H92ZM95 215H96V214H95ZM119 215H120V214H119ZM123 215H124V214H123ZM259 215H257V216L255 215L254 217H258ZM35 216H36V215H35ZM35 216H34V217H35ZM37 216H38V215H37ZM43 216H44V215H43ZM48 216H49V214H48ZM79 216H80V214H79ZM90 216H91V215H90ZM97 216H98V215H97ZM99 216H100V215H99ZM112 216H114V215L112 214ZM134 216H135V215H134ZM199 216H200V215H199ZM230 216H231V215H230ZM245 216H246V215H245ZM46 217H47V216H46ZM77 217H78V215L76 216V218H77ZM81 217H84V216L81 215ZM85 217H86V216H85ZM101 217L104 218L103 215H102ZM120 217H121V216H120ZM217 217H219V216H217ZM220 217H222V215H220ZM224 217H225V216H224ZM234 217H235V216H234ZM238 217H239V216H238ZM251 217H252V216H251ZM42 218H43V217H42ZM62 218H63V217H62ZM62 218H60V219H62ZM93 218H94V217H93ZM200 218H201V217H200ZM239 218H240V217H239ZM241 218H243V217H241ZM35 219H36V218H35ZM38 219H40V217H39ZM44 219H45V218H44ZM44 219H43V220H44ZM97 219H98V218H97ZM110 219H112V217H111ZM208 219H210V218H208ZM208 219H207V220H208ZM231 219H232L233 221L235 220V219H233V218H231ZM261 219H262V217H261ZM263 219H264V217H263ZM73 220H74V219H73ZM80 220H81V219H80ZM89 220L91 221V220H92V217H90ZM98 220H99V219H98ZM104 220H106V217H105ZM205 220H206V218H205ZM211 220H212V217H211ZM227 220H229V219L227 218ZM38 221H39V220H38ZM45 221H46V219H45ZM66 221H67V218H66ZM78 221H79V220H78ZM94 221H95V220H94ZM96 221H97V220H96ZM100 221H101V220H100ZM107 221H108V220H107ZM248 221H249V220H248ZM28 222H29V221H28ZM33 222H35V220H34ZM57 222H58V221H57ZM83 222H84V221H83ZM86 222H87V221H86ZM92 222H93V220H92ZM104 222H105V221H104ZM104 222H102V223H104ZM223 222H224V221H223ZM243 222H245V220H244ZM243 222H241V223H243ZM257 222H258V221H257ZM35 223H39V222H35ZM35 223H34V224H35ZM40 223H41V221H40ZM43 223L45 224V222H42V225H43ZM49 223H50V222H49ZM49 223H48V224H49ZM62 223H63V222H62ZM65 223H66V222H65ZM71 223H72V222H70V225H71ZM78 223H79V222H78ZM78 223H77V224H78ZM80 223H81V222H80ZM80 223H79V224H80ZM87 223H88V222H87ZM90 223H91V222H90ZM93 223H94V222H93ZM107 223H109V222H107ZM125 223H126V222H125ZM127 223L129 224V222H127ZM173 223H174V222H173ZM214 223H215V222H214ZM234 223H236V221H235ZM234 223H233V224H234ZM28 224H29V223H28ZM53 224H55V223H53ZM77 224H76V226L79 227L80 225L78 226ZM104 224H105V223H104ZM115 224H116V221H115ZM219 224H221V223H219ZM228 224H230V223H228ZM233 224H232V225H233ZM236 224H238V223H236ZM248 224H250V223H248ZM25 225H27V224H25ZM35 225H37V224H35ZM38 225H40V224H38ZM46 225H47V224H46ZM46 225H45V226H46ZM62 225H63V224H62ZM70 225H69V223L67 224V226H70ZM99 225L101 226L102 224H99ZM105 225H107V224H105ZM105 225H104V226H105ZM173 225H175V223H174ZM226 225H227V224H226ZM230 225H231V224H230ZM241 225H243V224H241ZM50 226H51V225H50ZM55 226H56V225H55ZM57 226H58V224H57ZM60 226H61V225H60ZM74 226H75V225H74ZM76 226H75V227H76ZM84 226H87V225H84ZM132 226H133V225H132ZM132 226H131V227H132ZM217 226H218V225H217ZM233 226H235V225H233ZM233 226H232V227H233ZM250 226H251V224H250ZM250 226H249V229H250V228H253V231H254V230H255V229H254V228H255V227H254L255 225H252L253 227H250ZM33 227H34V226H31V228H33ZM36 227L38 228V226H36ZM43 227H44V225H43ZM46 227H47V226H46ZM80 227H81V226H80ZM106 227H107V226H106ZM114 227H115V226H114ZM114 227H113V228H114ZM220 227H221V226H220ZM224 227H226V226H224ZM244 227L248 228V226H244ZM244 227H243V228H244ZM95 228H98V227H95ZM100 228H101V227H100ZM110 228H112V227H110ZM115 228H116V227H115ZM222 228H223V227H222ZM222 228H221V230H222ZM226 228H227V227H226ZM257 228H258V227H257ZM61 229H62V228H61ZM61 229H60V230H61ZM67 229H68V227H67ZM75 229H76V228H74V230H75ZM105 229H106V228H105ZM107 229H108V228H107ZM136 229L138 230L139 228H136ZM258 229H260V227H259ZM34 230H36V229L34 228ZM44 230H45V228H44ZM63 230H64V229H63ZM76 230H77V229H76ZM87 230L90 231L88 228H87ZM99 230H100V229H99ZM101 230H102V228H101ZM101 230H100V231H101ZM108 230H109V229H108ZM223 230H224V229H223ZM227 230L232 231L231 229H227ZM50 231H51V230H50ZM72 231H73V230H72ZM83 231H84V230H83ZM95 231H96V230H95ZM105 231H106V230H105ZM121 231H122V230H120L119 232H121ZM179 231H180V230H179ZM218 231H219V228H218ZM230 231H229V232H230ZM233 231H235V230L233 229ZM233 231H232V232H233ZM247 231H248V230H247ZM250 231H251V230H250ZM250 231H248V232H250ZM43 232H46V231H43ZM52 232H53V231H52ZM57 232H58V231H57ZM73 232H74V231H73ZM75 232H76V231H75ZM77 232H78V231H77ZM77 232H76L75 234H77ZM112 232H113V231H112ZM112 232H111V235H112ZM116 232H117V231H116ZM128 232H131V233H132V231H128ZM137 232H138V231H137ZM229 232H228V233H229ZM257 232H259V230H257ZM257 232H256V233H257ZM79 233H80V232H79ZM84 233H85V232H84ZM92 233H93V232H92ZM113 233H114V232H113ZM228 233H227V234H228ZM230 233H231V232H230ZM234 233H235V232H234ZM240 233H242V232H239V235H240ZM252 233H254V232H252ZM252 233H251V234H252ZM259 233H260V232H259ZM53 234H54V233H53ZM88 234H89V233H88ZM98 234H99V233H98ZM103 234H104V233H103ZM114 234H116V233H114ZM128 234H129V233H128ZM235 234H236V233H235ZM237 234H238V233H237ZM237 234H236V235H237ZM244 234H245V233H244ZM244 234H243V235H244ZM67 235H68V232H67ZM93 235H95V234H93ZM118 235H119V234H118ZM118 235H117V236H118ZM229 235H230V234H229ZM229 235H228V236H229ZM233 235H234V234H233ZM236 235H235V236H236ZM247 235H248V234H247ZM249 235H250V234H249ZM252 235H253V234H252ZM263 235H264V234H263ZM56 236H57V235H56ZM74 236H75V235H74ZM78 236H79V234H78ZM85 236H86V234H85ZM85 236H84V237H85ZM90 236H91V235H90ZM98 236H99V235H98ZM98 236H97V237H98ZM101 236H102V235H101ZM101 236H100V237H101ZM113 236H114V235H113ZM124 236H125V235H124ZM134 236H135V235H134ZM228 236H227V237H228ZM235 236H234V238H236ZM64 237H65V235H64ZM84 237H83V238H84ZM244 237H245V236H244ZM251 237H252V236H251ZM257 237H259V236H257ZM257 237H255V239H256ZM61 238H62V236H61ZM61 238H60V239H61ZM75 238H77V237H75ZM88 238H89V237L87 236V237H86V240H87ZM101 238H102V237H101ZM118 238H120V237L118 236ZM124 238H125V237H124ZM126 238H128V237H126ZM240 238H241V237H240ZM252 238H253V237H252ZM263 238H264V237H263ZM66 239H67V238H66ZM89 239H90V238H89ZM131 239H134V238H131ZM140 239H141V238H140ZM219 239H220V238H219ZM229 239H230V238H229ZM232 239H233V238H232ZM238 239H239V238H238ZM238 239H237V240H238ZM241 239H242V238H241ZM248 239H250V238H248ZM259 239H262V238H259ZM61 240L65 241L64 239H61ZM91 240H93V238H92ZM121 240H122V239H121ZM123 240H124V239H123ZM125 240H126V239H125ZM129 240H130V239H129ZM211 240H212V239H211ZM234 240H236V239H234ZM237 240H236V242H237ZM253 240H254V239H253ZM88 241H90V240H88ZM105 241H107L106 238H105ZM108 241H109V240H108ZM112 241H113V240H112ZM114 241H115V240H114ZM116 241H117V237H116ZM126 241L128 242V239H127ZM131 241H132V240H131ZM136 241H137V239H136ZM146 241H147V240H146ZM242 241H243V239H242ZM242 241H241V242H242ZM245 241H246V240H245ZM248 241H250V240H248ZM262 241H263V240H262ZM49 242H50V241H49ZM66 242H67V240H66ZM72 242H73V241H72ZM72 242H71V243H72ZM91 242H92V241H91ZM94 242H95V241H94ZM98 242H99V241H98ZM110 242H111V241H110ZM137 242H138V241H137ZM137 242H136V243H137ZM229 242H230V241H229ZM231 242H232V241H231ZM64 243H65V242H64ZM106 243H107V242H106ZM108 243H109V242H108ZM111 243H112V242H111ZM113 243H114V242H113ZM128 243H129V242H128ZM128 243H127V244H128ZM233 243H234V242H233ZM260 243H261V241H260ZM33 244H34V243H33ZM55 244H56V243H55ZM122 244H123V243H122ZM132 244H133V242H132ZM139 244H140V243H139ZM139 244H138V245H139ZM220 244H221V243H220ZM222 244H223V243H222ZM224 244H225V243H224ZM227 244H228V243H227ZM236 244H237V243H236ZM239 244H240V243H239ZM248 244H249V242H248ZM251 244H252V243H251ZM256 244L258 245L259 243H256ZM52 245H53V244H52ZM64 245H65V244H64ZM67 245H68V244H67ZM67 245H66L65 247H67ZM108 245H109V244H108ZM116 245H117V244H116ZM128 245H129V244H128ZM138 245H135V246H138ZM234 245H235V244H234ZM95 246H96V245H95ZM99 246H100V245H99ZM109 246H110V245H109ZM124 246H125V245H124ZM131 246H132V245H130L129 247H131ZM139 246H141V245H139ZM145 246H146V245H145ZM145 246H144V247H145ZM148 246H149V245H148ZM223 246H224V245H223ZM253 246H254V245H253ZM60 247H62V245H60ZM127 247H128V246H127ZM144 247H143V249H144ZM178 247H179V246H178ZM248 247H249V245H248ZM62 248H63V247H62ZM94 248H95V247H94ZM107 248H108V246H107ZM124 248H125V247H124ZM131 248H132V247H131ZM133 248H134V247H133ZM133 248H132V249H133ZM146 248H147V247H146ZM257 248H258V250H259V247H257ZM257 248H256V249H257ZM263 248H264V247H263ZM56 249H59V247L56 248ZM76 249H77V248H76ZM110 249H111V248H110ZM112 249H113V248H112ZM132 249H131V250H132ZM65 250H66V249H65ZM65 250H64V251H65ZM118 250H119V249H118ZM133 250H134V249H133ZM170 250H171V249H170ZM176 250H177V249H176ZM178 250H179V249H178ZM178 250H177V251H178ZM60 251H61V250H59V252H60ZM64 251H63V252H64ZM98 251H99V250H98ZM110 251H111V250H110ZM112 251H113V250H112ZM171 251H172V250H171ZM179 251H180V250H179ZM252 251H253V250H252ZM56 252H57V250H56ZM56 252H55V254H56ZM83 252H84V251H83ZM83 252H82V253H83ZM92 252H93V251H92ZM95 252H96V251H95ZM114 252H115V251H114ZM140 252H141V251H140ZM165 252H166V251H165ZM260 252H261V250H260ZM260 252H258V254H260ZM262 252H264V251L262 250ZM18 253H19V252H18ZM67 253H69V252H67ZM115 253H117V252H115ZM129 253H130V252H129ZM132 253H133V252H132ZM135 253H136V252H135ZM135 253H134V254H135ZM142 253H143V251H142ZM149 253H150V251H149ZM167 253H168V252H167ZM177 253H178V252H177ZM177 253H176V255H177ZM195 253H196V252H195ZM256 253H257V252H256ZM63 254H64V253H63ZM65 254H66V253H65ZM65 254H64V255H65ZM80 254H81V253H80ZM90 254H91V253H90ZM93 254H94V253H93ZM112 254H113V252H112ZM130 254H131V253H130ZM134 254H133V255H134ZM137 254H138V252H137ZM158 254H159V253H158ZM251 254H252V253H251ZM258 254H256V255H258ZM261 254H262V253H261ZM261 254H260L259 256H261ZM58 255H60V253H58ZM66 255H67V254H66ZM66 255H65V258H66ZM69 255H70V254H69ZM109 255H111V253H109ZM113 255H114V254H113ZM120 255H121V254H120ZM141 255H142V254H141ZM262 255H264V254H262ZM16 256H17V255H16ZM62 256H63V255H62ZM62 256H61V257H62ZM82 256H83V255H82ZM94 256H95V255H94ZM100 256H101V255L99 254V257H100ZM118 256H119V255H118ZM147 256H149V255H147ZM151 256H152V255H151ZM171 256H172V255H171ZM55 257H56V256H55ZM63 257H64V256H63ZM78 257H79V255H78ZM78 257H77V258H78ZM91 257H92V254H91ZM108 257H110V256H108ZM111 257H114V256H111ZM122 257H123V256H122ZM125 257H126V256H125ZM144 257H145V256H144ZM159 257H160V256H159ZM159 257H158V258H159ZM167 257H168V256H167ZM70 258H71V257H70ZM80 258H81V257H80ZM80 258H79V259H80ZM118 258H119V257H117V260H118ZM126 258H127V257H126ZM130 258H131V257H130ZM148 258H149V257H148ZM151 258H152V257H151ZM151 258H150V259H151ZM170 258H171V257H170ZM175 258H176V257H175ZM188 258H189V257H188ZM60 259H61V258H60ZM66 259H67V258H66ZM74 259H75V258H74ZM89 259L91 260V258H89ZM107 259H108V258H107ZM110 259H111V258H110ZM154 259H155V258H154ZM154 259H151V260H152L153 262L155 261V263H156V260H154ZM159 259H160V258H159ZM171 259H172V258H171ZM250 259H251V258H250ZM252 259H253V258H252ZM262 259H264V257H263ZM83 260H84V259H83ZM85 260H86V259H85ZM123 260H124V259H123ZM162 260H163V259H162ZM254 260H255V259H254ZM60 261H62V259H61ZM63 261H64V260H63ZM87 261H88V260H87ZM115 261H116V259H115ZM124 261H125V260H124ZM148 261H149V260H148ZM177 261H178V260H177ZM185 261H186V260H185ZM189 261H190V260H189ZM255 261H256V260H255ZM34 262H35V261H34ZM71 262L73 263V260H72ZM71 262H70V263H71ZM77 262H78V261H76V263H77ZM91 262H93V260H92ZM104 262H105V261H104ZM106 262H108V261H106ZM132 262H133V261H132ZM137 262H138V261H137ZM157 262H158V261H157ZM178 262H179V261H178ZM208 262H209V261H208ZM261 262H262V261H261ZM261 262H257V263L262 264ZM4 263H5V262H4ZM68 263H69V262H68ZM68 263H67V264H68ZM70 263H69V264H70ZM80 263H81V262H80ZM124 263H125V262H124ZM163 263H164V261H163ZM179 263H180V262H179ZM44 264H45V263H44ZM54 264H55V263H54ZM59 264H60V263H59ZM62 264H63V263H62ZM64 264H65V263H64ZM85 264H87V263H85ZM91 264H92V263H91ZM135 264H136V263H135ZM197 264H198V263H197ZM253 264H254V263H253ZM255 264H256V262H255Z\"/></svg>", "mask_w": 264, "mask_h": 264}]
</instances>
